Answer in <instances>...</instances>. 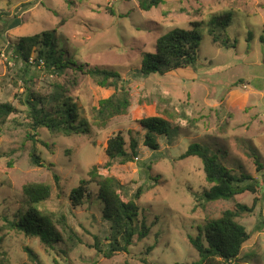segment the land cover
I'll return each instance as SVG.
<instances>
[{"label":"rangeland","instance_id":"obj_1","mask_svg":"<svg viewBox=\"0 0 264 264\" xmlns=\"http://www.w3.org/2000/svg\"><path fill=\"white\" fill-rule=\"evenodd\" d=\"M0 14V103L10 102L18 109L10 116V128L0 134V263L5 258L4 264H144L143 259L150 264H193L199 254L189 235L196 236L198 225L227 210L236 211L240 204L252 210L237 221L254 240L231 264H264V169L258 171L252 153L264 166V0H164L150 11L139 9L136 0H0ZM223 14L232 18L227 35L236 40L230 44L234 49L213 43L209 35L208 23ZM16 20L21 25L12 28ZM200 23L197 69L148 78L140 74L143 54L154 52L159 37ZM45 31H56L59 48L77 64L123 75L131 107L105 128L93 125L91 135L67 137L39 129L38 139L48 147L36 144L43 161L35 166L33 143L25 128L27 109L22 105L25 88L17 82L19 64L9 46ZM54 84L68 87L82 117L89 121L98 102L114 91L71 70L59 78L42 68L33 90L49 94ZM180 111L194 123L181 120ZM165 115L173 117L182 132L173 144L159 139L160 149L152 151L145 146L146 133L137 122ZM119 133L128 151L131 140H137L138 154L133 162L106 167L107 142ZM193 143L220 150L217 155L222 165L259 182L256 193L247 191L232 201H200L210 187L203 163L196 157L180 160ZM95 165L103 176L114 177L133 190L140 186L148 190L139 205L140 219L150 227V235L111 258L99 252L102 246L108 247V226L102 220L96 187L91 186L92 199L83 206L74 208L68 200ZM28 183L51 185L52 196L44 207L68 216L83 242L73 251L48 249L39 239L9 226L16 212L26 208L23 187ZM96 238L101 240L99 249ZM26 249L37 258L29 257Z\"/></svg>","mask_w":264,"mask_h":264},{"label":"trees","instance_id":"obj_2","mask_svg":"<svg viewBox=\"0 0 264 264\" xmlns=\"http://www.w3.org/2000/svg\"><path fill=\"white\" fill-rule=\"evenodd\" d=\"M139 9L150 11L161 5L164 0H136ZM110 14L114 12L109 9ZM2 18L0 14V19ZM9 21H6V24ZM63 21L60 25H63ZM20 20L12 24V28L20 26ZM200 24H192L189 29L176 28L157 39L155 50L144 53L139 72L148 78L157 74L166 76L172 72L197 69L200 58L201 36L196 31ZM232 26L229 14L214 16L208 23L209 35L213 43L224 48H235L230 45L236 42L227 35ZM56 31H45L32 36L20 38L10 45L18 65L17 82L21 81L25 88L23 106L28 114L26 124L28 138L32 140L33 149L31 161L40 166V158L36 144L45 142L38 139V130L46 129L53 134L67 137L91 135L92 126L105 128L116 117L124 116L131 107L128 82L117 71H112L89 64H77L66 52L60 49L55 37ZM34 55V58L32 56ZM41 68L57 77H62L73 71L76 75L90 77L100 88L113 89V93L101 99L93 109L92 120L82 117L78 102L72 97L65 85L54 84L49 94L37 93L33 90L34 80L41 72ZM18 113V109L10 102L0 103V134L10 128V116ZM181 120L193 124L184 111L179 112ZM168 115L142 118L138 124L145 131L144 144L152 151L160 149L159 139H165L173 144L180 136L182 129ZM127 150V142L122 133L110 138L107 142L106 155L108 161L104 166L112 167L116 164L124 165L133 162L138 154L139 144L132 139ZM202 143L191 144L187 151L180 156V160L190 157L199 158L204 166L206 181L210 185L202 195L200 201H232L236 196L249 191L256 193L259 182L249 175L235 174L233 170L222 165L217 153L220 150ZM258 171L264 169L256 153L252 152ZM151 169L150 167H148ZM59 187V178L54 176ZM150 181L158 182L149 177ZM91 186L97 189V202L101 207L102 220L107 224L105 236L107 246H102L99 252L111 258L118 252H127L137 241L150 235V227L144 219H140V199L148 191L144 186L132 189L114 177L103 176L99 166L95 165L88 172V179L80 180L78 186L70 192L68 200L72 207L77 208L91 201ZM150 189V188H148ZM53 189L44 183H28L23 187L26 198V208L16 212L13 221L9 222L12 230H16L28 237L37 238L48 249L73 251L82 240L69 223L68 216L63 212L48 211L44 206L50 200ZM244 212H252L246 206L237 205V210H227L219 218L210 219L205 224L198 225L196 236L189 235V241L199 254V260L193 264H231L238 261L242 250L254 237L237 221ZM95 247L99 249L101 240L96 238ZM33 260L37 258L31 249H26ZM5 258L1 261L4 264ZM144 264H150L146 259Z\"/></svg>","mask_w":264,"mask_h":264},{"label":"water","instance_id":"obj_3","mask_svg":"<svg viewBox=\"0 0 264 264\" xmlns=\"http://www.w3.org/2000/svg\"><path fill=\"white\" fill-rule=\"evenodd\" d=\"M12 24V22H10V24H8V27Z\"/></svg>","mask_w":264,"mask_h":264},{"label":"built area","instance_id":"obj_4","mask_svg":"<svg viewBox=\"0 0 264 264\" xmlns=\"http://www.w3.org/2000/svg\"><path fill=\"white\" fill-rule=\"evenodd\" d=\"M171 1H178V0H171Z\"/></svg>","mask_w":264,"mask_h":264}]
</instances>
